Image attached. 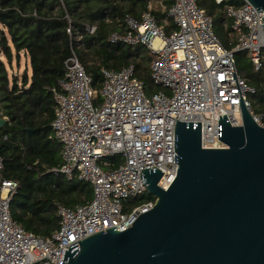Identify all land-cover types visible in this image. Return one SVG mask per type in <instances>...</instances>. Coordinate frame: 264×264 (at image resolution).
I'll list each match as a JSON object with an SVG mask.
<instances>
[{
    "label": "built area",
    "instance_id": "obj_1",
    "mask_svg": "<svg viewBox=\"0 0 264 264\" xmlns=\"http://www.w3.org/2000/svg\"><path fill=\"white\" fill-rule=\"evenodd\" d=\"M240 1V6L225 11L236 41L231 51L214 35L210 17L195 0H173L167 14L174 27L170 33L149 11L139 20L116 19L122 30L110 35L108 42L143 45L152 57L151 78L163 90L150 97L132 66L119 71L102 69L99 88H95L71 53L63 80L52 90L51 128L61 147L56 172L87 183L92 199L76 208L57 205L59 229L44 239L23 230L11 218L9 205L17 184L2 182L0 264H62V253L69 246L114 227L119 233L129 229L155 205L152 196V200L133 204L148 195L140 183V170L160 171L157 186L162 190L175 178L176 121L200 123L202 149H223L217 121L225 115L230 126H241V97L254 121L264 127L250 110L247 97L252 90L238 75L234 59L235 53L245 52L255 71L264 67V29L260 26L264 14L246 0ZM85 31L92 35L95 27ZM66 32L71 34L69 29Z\"/></svg>",
    "mask_w": 264,
    "mask_h": 264
},
{
    "label": "trees",
    "instance_id": "obj_2",
    "mask_svg": "<svg viewBox=\"0 0 264 264\" xmlns=\"http://www.w3.org/2000/svg\"><path fill=\"white\" fill-rule=\"evenodd\" d=\"M149 2L0 0V118L6 121L0 127V185L4 181L17 184L9 213L23 230L48 239L60 226L57 205L76 208L92 199L87 183L68 180L56 172L61 165V147L51 128L55 114L52 90L63 80L64 64L71 53L84 66L95 88H99L102 69L119 71L132 66L147 97L163 90L151 78L152 57L143 45L108 42L110 35L122 30L116 19L130 16L139 20ZM195 2L210 17L213 33L222 46L231 51L236 41L225 11L242 2ZM172 3L164 0L163 12H151L159 26L163 20L168 21L166 33L174 29L167 16ZM86 27H95L94 33L87 34ZM22 54L28 58L31 74L28 76L26 68L19 82L9 75L7 65ZM234 59L238 75L252 90L247 97L250 110L264 126V67L255 71L245 52L235 53ZM152 199L143 195L133 204Z\"/></svg>",
    "mask_w": 264,
    "mask_h": 264
},
{
    "label": "water",
    "instance_id": "obj_3",
    "mask_svg": "<svg viewBox=\"0 0 264 264\" xmlns=\"http://www.w3.org/2000/svg\"><path fill=\"white\" fill-rule=\"evenodd\" d=\"M246 1L264 14V0ZM239 107L241 126L225 115L217 121L223 149H202L200 123L176 121L177 171L167 190L157 186L160 171L140 170L155 205L124 232L114 227L69 246L62 264H264V127L241 97Z\"/></svg>",
    "mask_w": 264,
    "mask_h": 264
},
{
    "label": "rangeland",
    "instance_id": "obj_4",
    "mask_svg": "<svg viewBox=\"0 0 264 264\" xmlns=\"http://www.w3.org/2000/svg\"><path fill=\"white\" fill-rule=\"evenodd\" d=\"M25 57L26 56L24 54H22L18 61L13 59L11 62V65H9V66L7 65V67L9 68V75L16 77L19 82H21V78L24 75L26 68H27L28 76L31 74L29 64L25 65V63H26Z\"/></svg>",
    "mask_w": 264,
    "mask_h": 264
},
{
    "label": "crops",
    "instance_id": "obj_5",
    "mask_svg": "<svg viewBox=\"0 0 264 264\" xmlns=\"http://www.w3.org/2000/svg\"><path fill=\"white\" fill-rule=\"evenodd\" d=\"M165 7L166 6L164 4V0H150V2L148 3V6H147V11H149L150 13L152 11H156V10H160L161 12H163ZM167 23H168V21L163 20L161 26L164 27V26H166ZM25 62H24L25 65H27L28 64V58L27 57H25Z\"/></svg>",
    "mask_w": 264,
    "mask_h": 264
}]
</instances>
